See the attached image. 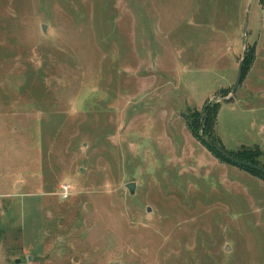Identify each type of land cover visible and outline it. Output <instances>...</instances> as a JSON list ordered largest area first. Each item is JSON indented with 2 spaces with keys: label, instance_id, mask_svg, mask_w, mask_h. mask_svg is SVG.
<instances>
[{
  "label": "rangeland",
  "instance_id": "obj_1",
  "mask_svg": "<svg viewBox=\"0 0 264 264\" xmlns=\"http://www.w3.org/2000/svg\"><path fill=\"white\" fill-rule=\"evenodd\" d=\"M215 112L264 168V0H0V264H264Z\"/></svg>",
  "mask_w": 264,
  "mask_h": 264
},
{
  "label": "trees",
  "instance_id": "obj_2",
  "mask_svg": "<svg viewBox=\"0 0 264 264\" xmlns=\"http://www.w3.org/2000/svg\"><path fill=\"white\" fill-rule=\"evenodd\" d=\"M247 65H245L246 68ZM241 79H242V74H241ZM216 117V112L214 113V115H212L210 117V114H208L206 121L203 122V124H201V129H202V134L198 133V127L194 128L191 124H188L190 131L192 133V135L197 138L203 145H205V147L210 150L213 154H215L218 158L226 161L227 163L230 164H234L237 167H240L242 169L247 170L248 172L255 174L259 177H261L264 181V173L257 170V169H253V168H249L240 164H237L231 160H229L228 158H226L225 156H223L216 148V146H219L222 150H224L226 153H228L231 157L238 159V160H243L245 162H249L252 164L257 165V162L255 161L256 156L259 155L260 151L257 149L255 151L256 155H252L250 153L249 150H225L222 146V144L220 143V140L217 138V136L213 135V124H214V120ZM196 121H198V119H194V123H196Z\"/></svg>",
  "mask_w": 264,
  "mask_h": 264
},
{
  "label": "water",
  "instance_id": "obj_3",
  "mask_svg": "<svg viewBox=\"0 0 264 264\" xmlns=\"http://www.w3.org/2000/svg\"><path fill=\"white\" fill-rule=\"evenodd\" d=\"M247 19H248V16L246 15L245 17V24H244V27L243 29L245 30L246 29V26H247ZM244 57L245 55H243L241 61L239 62V65H238V71L236 73V76H235V80H234V83H233V86H232V89H231V92L234 93L239 84H240V81H241V71H242V66H243V61H244ZM217 150L223 155L225 156L226 158H228L229 160L237 163V164H240V165H243V166H246V167H249V168H253V169H257L261 172L264 173V168L258 166V165H255V164H252V163H249V162H245L243 160H238V159H235L233 157H231L228 153H226L224 150H222L219 146H216ZM133 184L132 182L128 183L127 184V187L130 191V193H132L133 191Z\"/></svg>",
  "mask_w": 264,
  "mask_h": 264
},
{
  "label": "crops",
  "instance_id": "obj_4",
  "mask_svg": "<svg viewBox=\"0 0 264 264\" xmlns=\"http://www.w3.org/2000/svg\"><path fill=\"white\" fill-rule=\"evenodd\" d=\"M0 116H2L3 118H5L3 114H0ZM1 125L4 126V125L0 122V126H1ZM4 128L7 129L8 127L6 126V127H4ZM11 128H12V131H13V133H14V130H15V129H14V125H12ZM16 184H17V183H16V181H15V179H14V180L12 181L11 187H12V188L15 187ZM7 192H9V191H7ZM7 192H6V193H7Z\"/></svg>",
  "mask_w": 264,
  "mask_h": 264
}]
</instances>
